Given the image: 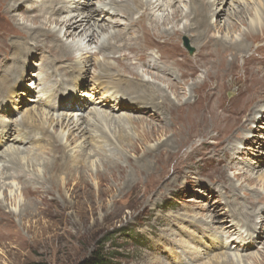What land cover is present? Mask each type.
<instances>
[{
    "label": "rangeland",
    "instance_id": "1",
    "mask_svg": "<svg viewBox=\"0 0 264 264\" xmlns=\"http://www.w3.org/2000/svg\"><path fill=\"white\" fill-rule=\"evenodd\" d=\"M85 1L88 2L87 3L89 5L88 11L91 13H93L92 11H94L96 8L101 10L103 4L107 3L104 0H85ZM128 1L129 0H117V2L120 3L122 7L118 4L115 13L121 14L122 16L121 22L123 24L124 23L128 24V22H130L131 20L122 12H131L130 13L131 17L133 16L134 19H137L139 17V14L143 13L141 12L142 11L141 5L136 6L129 3ZM142 1H143V6L145 5L144 7H147L146 4H149L150 1L155 2L156 0H142ZM180 1L182 2L176 5L177 7L176 9L175 7H172L164 11L157 10V13L156 11L153 12L154 19L157 18L156 20H159L158 25L157 23L154 22V20H152L153 18L152 16L144 15V17L146 16L145 17L147 19L146 22L148 23V26L150 28L148 27L146 30H144L145 32L143 30L135 31L134 33L140 31L142 32L136 33L137 36L135 34L133 38L129 37L132 33L128 34L127 31L128 29L125 30L126 33H124L122 37L119 36V33H121V31L123 32V29L125 27L124 25L115 26V24H112L109 25L108 28L104 26L107 24V22L103 21L102 19H99L97 21L98 23L96 22V24H98L99 26L102 25L104 27L103 30L99 29V27H96L97 30L99 31V35L101 34V36H99V40L97 38V40L94 43H92L93 47H95L97 45L99 46L101 43L104 42L106 44L110 40L115 42L114 45L116 44L115 46L117 48L119 46L122 47L126 45L131 46V44L133 43H138L141 49L144 51L148 50L149 48H152L155 44L160 46L162 43H167L168 51L172 53L174 52L175 49H177L180 55L178 57L174 56L172 59H170V61L168 60L167 56L164 57V62H163L164 65L163 64L160 65L163 67L161 73L164 72L165 69H171L176 76L173 77L171 75H167L164 73L162 74L157 72L155 73L154 66L151 65H149L150 69L146 68V70L148 71L146 70L144 71L145 68L142 67L140 63H138L136 66H138L137 71L140 74L141 73L142 74L136 75L135 73H132V71H134V65H132V61L122 63V64H130L131 66H123L116 59L114 58L109 59L111 57L109 55H106L104 58L103 54H101V52L98 51V49H94V51L91 52L90 55H88L92 60V64L88 66L90 67V69L88 68V72L85 73V71L87 70L86 69L87 66L85 67V63L82 61L81 64L83 65V67L80 65L82 53L80 51L79 52L77 51L74 53L73 55L74 57H72L74 62L73 65L76 66L77 70H80V68H84L83 73L85 77L83 78V81L81 80L79 81L83 85L79 90L80 93L71 94L70 92L72 90L71 87H69V84H71L70 86L74 87V85L76 84L79 78L78 73L74 77H69L65 75L63 71H60L57 73V75L52 74V77H50L51 80L49 79V85H48L50 89H45V87L42 85L43 82L40 80L45 78L46 76L45 73L48 71V73L51 74L52 71L46 68V64H44L42 60V58L45 57V54L41 53L36 56H32L29 57L28 59H25L24 61L25 81L24 83H22V85H18V87L16 88V92L19 91L22 92L21 93L22 97L20 96L19 104L15 106H11L12 111L8 112L10 114L8 119L4 118V116L3 117L0 116V120L10 121V122L12 121L14 123H21L23 121V116L26 114V109L28 107H29L28 109L30 110H32L33 105H36V107L39 108L42 107V105L38 102L42 98L44 99L45 97V99H47L49 97L51 101H54V99H58L59 102L61 101V99L67 100L68 97L72 100L78 101L83 99L85 102L88 101L86 109L82 112L79 111L78 113L75 114L73 113L75 116L72 119H75V121H77V119L81 117V114H83L82 116L88 117V120L92 121L93 113L95 112V110L102 109L101 111H103V108H99L98 106L92 105V103L89 102L91 100V97H95V96L100 98L103 97L102 89L95 88L97 87V84L93 83L95 81L92 79V76L94 74H99V73L102 74L103 73L102 67L104 64H106V62L111 63L107 65V69L109 71L111 70L110 72L112 73H116L117 71L118 74L124 77L121 78L124 81H136L137 78L143 76L146 80H150L153 84L161 86L160 87L161 91L165 92V94H168L173 101L180 104L190 99V97L192 98V100L200 98L198 93L193 91V89L196 88L195 86L203 87L200 91V95L202 96V94H205L206 88L208 86V83L206 81L207 77L219 79L221 76L227 74H232V73L235 75H240V73L241 75L244 74L243 66L245 62L242 56H240L237 60H235L236 59L235 55H231V53L229 52L226 54L227 64L225 67L219 68L218 66L216 65L213 66L211 64L203 65L197 74L191 76L190 73L194 69L196 61L203 60L204 54L196 52L195 47L190 46L191 39L188 37V35L180 36L176 34L179 33V31H181L184 28V25L190 23V21L187 19H183L181 22L178 21L179 19H175V17L177 14L190 13L191 18H193L194 12L198 7L197 3H202L206 5L209 4V2L212 0H199V1L196 0L197 3L194 2L192 3L191 0H185V1L180 0ZM224 1L226 2H223L222 5L219 4L216 5L217 11L218 12L220 11L221 13L220 17H217V15H215V17L212 18L211 20L212 23H215L218 20V25L219 24L222 25L223 29L210 28L209 30L205 31V33L202 35V39H200L201 36H197L199 35L198 32H192V35L196 41L195 43L200 44L201 42L207 39L220 40V38L230 42L234 40L238 41L239 39H244V41L250 42L252 40V37L255 38L260 35L259 39L253 42V47L250 51L251 55H253V58L251 59L250 63H247L246 67L249 72L247 73L248 76L245 75V77L249 78L250 79L249 81L253 80L258 90L264 89V73H261L259 69L260 67L264 70V34H263L264 23L260 24L262 26L256 28L257 30L253 33L254 35L253 36L252 34L248 33L250 20H251L250 15H245V14L241 15L238 13L237 17L233 16V12L238 11L243 7H246L251 11H254L256 9L255 6L256 0L255 1L224 0ZM127 2L129 6L124 5ZM161 2L164 3L163 0H161ZM53 8L54 7H49L47 9L53 12L54 11ZM103 8L107 9L108 7L105 6ZM37 13L38 12H33L32 15ZM18 14L19 16H17V20L20 21L21 24L25 23L29 27L41 25V23L46 20L44 17H40V19L33 21L25 18L24 15H21L19 12ZM117 20L118 17L113 19L114 22ZM233 23L234 24L237 23L238 24L237 27L233 28L232 27ZM49 25H51L52 28L55 27L53 22H49ZM0 27H6V25L0 24ZM174 31L176 33H174ZM255 34L257 36H255ZM112 35H114L116 38L111 39V37L109 36ZM14 38L13 39L10 38L9 41L15 42L16 40H18V37H14ZM68 42L73 44H78V43H87V40L84 41V37L82 36H77V37L73 36L69 38ZM30 43H34V42L30 41ZM173 45L175 46V49ZM186 45H189L190 49H192L193 51L187 48ZM90 48L91 47H88V49ZM124 48H118L120 54L125 53L126 50H124ZM4 51H5L4 48L0 46V52H4ZM183 53H185V56ZM153 55H154L153 56L154 59H159V55L157 53H154ZM47 56L50 59L53 60L56 59L55 56L52 55L51 53L50 54L48 53ZM1 57L2 55H0V72L2 71L3 68L1 63L3 62V60L1 59ZM71 59L68 60V62H70ZM122 60L125 61L124 58H122ZM189 60L191 63H189ZM159 61H162V58ZM230 63H232V66H229ZM58 65H66V64H58ZM185 66L188 67L186 68ZM158 74L162 76V79L156 77V75ZM176 77L178 79L181 78L186 81L182 82L181 88L174 90L172 85L175 84H173L172 82H174L173 80L177 79ZM256 77H258L259 80L258 82L256 81ZM53 80L55 82L58 81L60 85L65 84L63 86H60L61 92L63 93V95H60L62 96L61 98H58V96H53L54 91L52 90H54L55 89L54 87L56 86V85L54 87L52 86ZM37 85L39 86V88ZM210 86L215 88L217 87V83H213ZM237 89L238 88L230 89L227 92L228 98L234 97L237 94ZM155 91L156 90H154V92ZM27 92H31L32 94L26 95ZM132 93L136 95V93L134 92ZM139 94L141 95V93ZM201 99L202 98L198 100L199 102L194 108L190 106H182L185 111L181 113L176 123H175V119H173V121L168 120L167 124H164L165 127L162 126L161 124L162 122H159L157 119L152 118L150 112L148 113V115H146L145 113L144 114L140 113L139 115V112L135 113L134 111L127 108H126L127 110H122V111L119 110L120 112L118 111L111 113L109 111L110 117L113 114L114 117L115 118L117 117L118 119H119L118 116H121V118H123L124 116H130L131 118L129 120L128 118H125L124 120L120 119L122 124H125L121 127H118V125H116L111 129L108 128L105 130L106 136L109 139L108 143L105 142V139H101L99 137L100 132L95 131L94 129H92L93 127L89 126V130H91L89 131V133L93 134L94 136L97 135V138H99L100 142L96 145L95 144L93 145L90 142V139H88L89 136L92 135H90L87 132L86 134L85 133L79 134L78 135L79 137H77L78 139L76 138L77 143L73 144L72 146H69V143L67 142V136L69 130L66 129L64 131L63 129L61 130L59 128L57 130L51 128L50 130L54 134L61 137L63 144L64 145L67 144L68 146L67 151L69 153L71 154L77 153V151L80 150L79 146L82 145L81 157L82 159L83 157L84 158L86 157L85 161H87L86 163L88 164L89 167V170H87V172L92 187V189L89 190L87 194H91V196L89 197L87 195V198L89 197L87 199L85 191L82 190L78 191V194L80 195H78L79 197L76 198V200L80 201L83 204L82 210L81 211L79 210L80 211L79 214H77L78 212L76 211V209H72L71 207L69 208L70 210L69 209L66 210V213L67 212L69 213V214L67 213L69 215V220L65 224V227H67L68 229L67 231L68 233L63 234L62 231L60 230L63 227V225H60L61 228H59L57 222L49 223L51 222V220L49 219V217H45L43 218L41 225H36L35 228L37 231L43 230L45 232L44 235L33 236L32 233H28L23 226H20L19 229L25 237L24 240H18L14 238H5V239L0 238V264H80L83 261L90 259L95 254L97 255L101 254V256L104 257V259L106 260L107 264H146L144 261V258L146 257L152 258L153 260H155V262H159L158 264H171V263L176 264L171 261L172 255H174L175 253L178 254L184 253L188 256H192L193 258L198 257V260H195L194 262H192V264H205V263L207 264L210 261V259L213 258L215 252L212 253L213 254L212 256H204V254H202L204 251L203 248H205L204 245L209 244L208 243L209 238L207 239V237L203 236L200 225H198L196 220H202L200 217L202 215H200V213L206 214L205 208L209 207L210 209H213L215 207L218 210L221 209L220 211L223 213H225V211L229 209L227 208L228 207L227 201H229V199H226L227 195L223 187H221L220 181L222 182L227 181V178L225 176V171H226V167L228 169L230 166V160H228L229 157L225 158L224 155H221L224 158V161L219 165V167H215L216 156L214 155V151L209 150L210 153H208V148H206L203 145L194 147L192 149L194 152L192 151V156H190L189 158H188V154L191 150L192 147L191 145H194L198 143L200 140H204V139H208L211 141L212 139H214V141L223 139V137H225L227 129L228 131H232V129L230 127L225 128L226 125L225 117L223 116L220 117L215 107H208L209 109H207V110H211L210 115H212V118L214 117L213 124L211 126L208 124H200V125L196 124V126H193L188 130L185 129L186 127L184 126L185 124L184 116H189L190 118H196L200 116L203 111L206 110V108L203 107V105L201 106L203 102V100L201 101ZM161 105H165V104L161 103ZM135 107L137 110V106H134V108ZM186 108H190V111H186ZM52 112H54V115H56L55 117L63 113L62 111L60 112L52 111ZM166 112L167 115L172 114L169 109H167ZM35 113L38 114L37 116L38 118H36L37 122L38 123L43 122L40 116L41 111L40 110L37 112L35 111ZM174 117L176 118V116ZM142 119H145L144 125H138L136 122L137 121L142 122L141 121ZM124 121L125 123H123ZM116 122L118 123V121ZM97 124L99 126V123ZM254 125L257 124L254 123ZM259 125H261V123H259ZM165 128H167L166 135L164 134L159 135L158 132L162 131L163 129L165 131ZM148 129H151L153 132L157 131V133L154 132V134L156 133L157 135L155 136V138L144 140L142 137L144 130H148ZM44 134L46 135V133ZM121 134L126 135L127 138H131L133 140L143 141L142 143L136 142L138 144L139 150L134 153L131 143L130 144L128 142L120 143L119 136ZM169 137H177L178 144L176 149L175 148L173 150L169 149L172 152V154L166 170L163 167L158 166L157 169L154 170L153 175L152 174L146 175L145 171H143L142 169V166L135 165L134 163L131 164L129 162L127 164L126 162L127 157L131 158L130 162H132V160H135L138 163H141L142 157L145 156L144 155L145 150L160 146L161 143L164 142ZM5 144L7 146H4ZM9 144L10 143H6V142L0 143V159L2 161V162L0 161V201H2V203L4 202L3 205L6 211H12L15 214H17L15 219L17 223H19V214L22 212L24 206L29 201V198H27L26 195L24 194L23 190L25 186L22 184L23 182L21 181L22 179L21 176H16V173L13 170L9 169L11 168L10 164L8 163L9 158L7 156L4 157L3 155V152H6V150L9 149ZM41 144L43 146L46 145V147L44 148L40 147L42 149H39V147H36L35 144L15 146V147H20V150H24V151H29L31 149V153H24L23 154L24 156L21 155L23 156V161H24L23 163L25 165L23 170L26 173V175H28L31 178L29 182L33 181L36 178L43 179L45 173L42 164L46 163L47 161H51L53 159V156L50 155L48 152L47 147L49 148V146L47 142L44 143L42 141ZM99 145H101V148ZM133 146H135V144ZM241 146L252 148V145L249 144L243 145L242 143ZM112 155L122 156V158H116V159H118L119 162L125 165L124 167L126 168V175L125 177L119 179L115 178V180L114 179L110 180L111 184L115 187V189L113 190V192L109 193L108 196L106 195L101 196L100 200L102 199L103 201L100 202L99 200L98 202L96 198L97 196L96 187H98L96 185L97 183L96 174L98 171H103L105 169L104 159L106 158V156L112 157ZM242 155L240 156L239 160L235 161L234 163L235 165L232 166V169L229 168V171L227 173L228 176L232 179L233 185H236L239 188L242 196H244L245 193L249 194L250 196L253 193V190L259 193H264V183H262V181H260L258 177L260 172H258L257 174L256 169H255L256 171L255 170L252 171L253 173L249 170L246 171L248 164L251 165V163H255L257 160L264 157V149H262L261 152L257 151V152H253L250 155L248 154H242ZM35 156L38 159H34V161L39 166L33 168L31 166L32 165L31 160H33V157L36 158ZM191 163L192 164L197 163L198 165L202 163L203 164L202 172L198 173L193 168H190L189 164ZM144 167L145 166H143V168ZM175 167H179V168L175 171ZM2 171L4 172V174ZM239 171L240 174L238 173ZM6 172L7 173L9 172L8 175L11 173L12 176L9 177L6 174ZM249 174L253 177V178L251 177L253 181H249V179L246 178V176ZM127 176H130V180H127L126 178ZM167 178L168 180H166ZM215 180L217 182H214ZM70 193H71L70 191H64L63 196L66 201L65 203H68L70 204V206H73L74 201L71 198ZM6 194H8V198L6 197ZM57 197L60 200L61 195L57 193ZM62 201L63 200H61V202ZM230 205L232 206V204ZM80 214H83L84 217L81 218ZM223 216L224 215H222V217L221 216L218 217L219 221L216 222L217 226H223V225L226 226L231 223L230 222L231 219L228 216H224V217ZM254 217L251 218L253 219ZM207 218L208 217L205 216L203 219H207ZM207 220L210 219L208 218ZM256 220L257 223L259 222L261 223L262 221H263L262 224L264 223V220L262 219L260 220L256 219ZM191 222L193 224L196 222V225L198 227L193 225ZM237 226H238L237 229L235 227L233 231L236 230L238 231H236L234 235L231 237H227L226 235H218L226 242H228L227 248L224 249L223 251L222 250L219 251V253L229 252L231 256L235 254L239 255L245 253L244 251H241V249L240 250L235 249L236 245L231 246L232 244L228 240L233 237L238 238L239 234L241 239V236L243 235L245 229L244 227L241 226L240 223H238ZM259 226H261V224H259ZM262 229L264 231V224L262 226ZM162 239H168L169 243L166 244L165 241ZM259 241L260 240L257 239H255L254 241L255 243H257L255 244L256 245L255 250L253 248L248 249L250 250V252H252L251 254L252 256L245 258L248 264H255L253 258H257V257H260V259L263 258L264 239H262L260 243ZM156 247L159 248L157 249ZM240 261L241 259L238 258V262ZM190 263L191 262L185 261V264H190ZM240 263L243 264L244 262L242 261Z\"/></svg>",
    "mask_w": 264,
    "mask_h": 264
},
{
    "label": "bare ground",
    "instance_id": "2",
    "mask_svg": "<svg viewBox=\"0 0 264 264\" xmlns=\"http://www.w3.org/2000/svg\"><path fill=\"white\" fill-rule=\"evenodd\" d=\"M104 1H106L107 3L105 2L106 4H103V7L106 6L108 7L107 9L100 6L102 7V9L100 8L101 10L96 8L94 11H92L93 13H91L88 11L89 5L87 4L88 2L85 0H0V20H1L0 24L6 25V27H0V46L5 50L4 52H0V55H2L1 59L3 60V62H1L3 68L2 71L0 72V116L2 117L4 116V118L8 119L10 115L8 112L12 111L11 106H15L19 104V99L20 96L22 95L21 94L22 92L21 91L16 92V88L18 87V85H22V83H24L25 81L24 61L29 57L36 56L41 53L45 54V57L42 58L43 63L46 64V68H48V70L52 71L51 74H49L47 71L45 73L46 75L45 78L40 80L43 82L42 85L45 87V89H50L48 85H49V79L51 80L50 77H52V74L57 75L58 72L63 71L65 75L69 77H74L78 73L79 78L76 84L74 85V87L70 86L71 84H69V87H71L72 90L70 93L78 94L80 93L79 90L81 86H83L79 81L80 80L83 81V78L85 76L83 73L84 68H80V70H77L76 66L73 65L74 62L72 57H74L73 55L77 51L78 52L80 51L82 53L80 65L83 67V65L81 64L82 61L85 63V67L87 66L86 67L87 70L85 69L86 70L85 73L88 72V68L90 69V67L88 66L92 64V60L88 55H90V53L93 52L94 49H98V51H100L101 54H103L104 58L106 55H109L111 56L109 59L114 58L118 62H120L121 65L123 66H131L130 64H122V63L132 61V65H134V71H132V73H135L136 75L142 74V73L140 74L137 71L138 66L136 65L138 63H140V65L145 68L144 71L146 70V68L150 69L149 65H151L154 66L155 73L156 72L161 73L163 67L160 65L163 64L164 57L167 56L168 60L170 61V59H172L174 56L178 57L180 55L177 49H175L174 45H173L175 49L174 52L171 53L170 51H168L167 43H162L160 46L155 44L152 48H149L146 51L142 50L138 43H133L131 44V46H127V45L123 47L119 46L118 48L125 47L124 50L126 51L124 54L119 53L120 51L115 46L116 44L114 45L115 42L113 41L109 40V42H107L106 44L104 42L101 43L99 46L97 45L95 47H93L92 43H94L97 40V38L99 40V36H101V34L99 35V31L97 30L96 27H99V29L103 30L104 26L109 28V25L112 24H115V26L124 25L125 27L123 29V32L121 31V33H119V36L122 37V35L126 33L125 30L128 29L127 30L128 34L132 33L129 37L133 38L136 33L142 32L140 31L134 33L135 31H139V30L144 31L149 27L148 23L146 22L147 21V19L145 18L146 16L153 17L154 15L153 12L156 11L157 13V10L164 11L172 7H175L176 9L177 8L176 5L178 3H181L182 1L163 0L164 1L163 3L161 2V0H156L155 2L150 1L149 4L145 3L147 7H144L145 5L143 6L142 0H129L128 2L133 5L136 6L141 5V9H142L141 12L143 13H140L139 17L137 19H134L133 16L131 17L130 14L131 12H122L128 18H130L131 21L128 22V24L125 23L123 24L121 22V18H122L121 14L115 13L118 4L120 5V3L117 2V0H109V1L104 0ZM191 1L192 3L193 2L197 3L196 0H191ZM128 2L122 4H124L125 6H129ZM223 2L226 1L212 0L209 2V4L206 5L202 3H197L198 7L194 12L193 18H191L190 13L177 14L175 19H179L178 21L181 22L183 19H187L190 21V23L184 25V28L181 31H179V33H176L175 31L174 33L180 36L188 35V37L191 39L190 46L195 47L196 52L204 54L203 60L196 61L194 69L190 73L191 76L197 74L203 65L211 64L213 66L216 65L219 68L225 67L227 64L226 54L229 52L231 53V55H235L236 57L235 60H237L240 56H242L245 62L243 66L244 74L242 75L241 73L240 75H235L232 73V74L223 75L219 79L207 77L206 80L208 83V86L206 88L207 93L205 92V94H202V96L200 95V91L203 87L195 86L196 88H194L193 91L197 92L200 98H202L201 101L203 100V102L201 106L203 105V107H205L206 110L203 111L202 114L196 118H190L189 116H184L185 119L184 126L186 127L185 129L187 130L193 126H196V124L199 125L208 124L210 126L213 124L214 117L212 118V115H210L211 110H207L209 109L208 107H215L217 109L218 115L220 117L222 116L225 117V124H226L225 128L230 127L232 131H228L227 129L225 137H223V139L217 141H214V139H212V141L208 139H204V140H200L198 143L194 145H191L192 147L188 154V158L192 156V151H193L192 149L194 147L203 145L206 148H208V153H210V151L212 150L214 151V155L216 156L215 167H219V165L223 163L224 158L221 155H224L225 158L229 157L228 158V160H230L229 168L232 169V166L235 165L234 164L235 161L239 160L242 154L250 155L253 152H257V151L261 152L262 149H264V134H263L264 133V125H263L264 89L258 90L253 80L249 81L250 79L245 77V75L248 76L247 73L249 72L246 67L247 63H250L251 59L253 58V55H251L250 52L253 47V42L257 41L260 35L255 38L252 37V40L250 42L244 41V39H239L238 41L234 40L230 42L220 38V40L207 39L201 42L200 44L195 43L196 41L192 35V32H198L199 35L197 36H201L200 39H202V35L205 33V31L209 30L210 28L223 29L222 25L220 24L218 25V20L215 23L211 22L212 18H214L215 15H217V17H220L221 13L220 11L219 12L217 11L216 5L218 4L222 5ZM255 6L256 9L254 11H251L250 9L243 7L238 11L233 12V16L235 17H237L238 13L241 15L242 14L250 15L251 20H250L248 33L252 35L257 30L256 28L262 26L260 24L264 23V0H256ZM49 7H54L53 8L54 11L53 12L49 11V9H47ZM18 12L21 15H24L25 18L33 21L40 19V17H44L46 20L42 22L41 25L29 27L25 23L21 24L20 21L17 20V16H19ZM33 12H38V13L32 15ZM144 15L146 16L144 17ZM116 17H118V20L114 22L113 19ZM99 19H102L103 21L107 22V24L104 26L102 25L99 26L98 24H96V22ZM156 19H154V17L152 18V20H154V22L157 23L158 25L159 20ZM49 22H53L55 27L52 28V26L49 25ZM232 25H233L232 27L235 28L237 27L238 24L233 23ZM73 36L75 37L82 36L84 37V41L87 40V43H78V44L69 43L68 42L69 38ZM255 36L257 35L255 34ZM12 37L13 38L18 37V40H16L15 42H10L9 39L10 38L13 39ZM109 37H111V39L116 38L114 35ZM30 41H33L34 43H30ZM88 47L91 48L88 49ZM218 47L221 49H219ZM48 53L54 55L56 59L55 60L50 59L47 56ZM154 53H157L159 55V59L153 58ZM183 54L185 56V53ZM122 58H124L125 61L122 60ZM161 58L162 61H159L161 60ZM70 59L71 61L68 62V60ZM189 63H191L190 60ZM58 64H66V65H58ZM109 64L111 63L106 62V64H104L106 66L103 65L102 74L99 73V74H94L92 76V79L95 82L93 81L91 82L97 84V87L95 88L98 89L101 88L103 91V97L101 98L96 96L91 97V100L89 101L92 103V105L98 106L99 108H103V111H101L102 109L95 110V112L93 113L92 121L88 120V117L82 116L83 114H81V117L77 119V121H75V119H72L75 116L74 115L75 113H78L79 111L82 112L86 109L88 101L85 102L83 99L77 101V100H72L68 97L67 100L61 99V101L59 102L58 99H54V101H51L49 97L47 99H45V97L44 99L42 98L41 100L38 101L42 105V107L39 108L36 107V105H33L32 110L28 109L29 108L28 107L26 109V114L23 116V121L21 123H14L12 121L10 122V121L0 120V143L6 142L13 144V145L9 144V149H7L6 152H3V155L4 157L7 156L9 158L8 163L10 164L11 167L9 169L13 170L16 173V176H21L22 178L21 181L23 182L22 184L25 186L23 190L24 194L26 195L27 198H29V201L26 203L22 212L19 214V223H17L15 219L17 214H15L12 211H6L3 205L4 202L2 203V201H0V238L2 239L14 238L18 240H24L25 237L19 229L20 226H23L27 230V232L32 233L33 236L44 235L45 232L43 230L37 231L35 228L36 225H41L42 220L45 217H49V219L51 220V222L49 223L57 222L59 228H61L60 225H63V227L60 230L62 231L63 234L68 233L67 232L68 229L67 227H65V224L69 220V215H68L69 213L67 212L68 213L67 214L66 210L71 207L72 209H76V211L78 212L77 214H79V212L82 210L83 204L80 201L76 200V198L79 197L78 195H80L78 194V191L81 190L85 191L86 198L87 195L89 197L91 196V194H87L89 190L92 189V187L87 172V170H89V167L88 164L86 163L87 161H85L86 157L85 158L83 157V159L81 157L82 145L79 146L80 150H78L77 153L75 154L69 153L67 151L68 150L67 144L64 145L61 140V137L54 134L50 130L51 128L56 130L59 128L61 130L63 129L64 131L68 129L69 133L67 136V142L69 143V146H72L73 144L77 143V139H78L77 137H79L78 136L79 134L81 133L86 134L87 132L89 133V131H91L89 130V126L93 127L92 129H94L95 131L100 132L99 137L101 139H105V142L108 143L109 139L106 136L105 130L108 128L111 129L116 125H118V127H121L125 124H122L120 119L124 120L125 118H128L129 120L131 118L130 116H124L123 118H121V116H118L119 117L118 119L117 117L115 118L113 114L110 117L109 111L111 113H114V112H118L119 110L122 111V110L130 109L135 113L139 112V115L140 113L143 114L145 113L146 115H148V113L150 112L152 118L157 119L159 122H162L161 123L162 126L165 127L164 124H167L168 120L173 121V119H175V123H176L181 113L185 111L182 106H190L194 108L199 102L198 100H200V98L192 100V98L190 97V99L182 102L181 104L177 103L173 101L168 94H165V92L160 90L161 86L153 84L150 80H146L143 76L137 78L136 81H124L123 79H121L124 77L118 74L117 71L116 74L110 72L111 70L109 71L107 69V65ZM229 66H232V63H230ZM259 69L261 73H264V70L262 68L259 67ZM162 73L171 75L173 77L176 76L171 69H165V71ZM156 77L162 79V76L160 74L156 75ZM173 81L174 82L172 83L175 85H172V87L174 88V90H176L178 88H181L182 82L186 80L177 78ZM256 81L257 82L259 81L258 77H256ZM52 83H53L52 84L53 87L56 85L54 87L55 89L52 90L54 91L53 96H58V98H61L62 96L60 95H63V93L61 92L60 86H63L65 84L60 85L58 81L55 82L54 80L52 81ZM213 83H217V87L215 88L211 87L210 85ZM232 88H238L237 94L232 98H228L227 92ZM154 90L156 91L154 92ZM132 92L136 93V95L133 94ZM139 93H141V95ZM28 94H32V93L27 92L26 95ZM161 103H164L165 105H161ZM134 106H137V110L136 107L134 108ZM167 109L171 111L172 113L171 115L169 114L167 115L166 112ZM39 110L41 111L40 116L43 121L41 123H38L36 120V118H38L37 117L38 114L35 113V111L37 112ZM52 111H59V112L62 111L63 113L55 117L56 115H54V112ZM186 111H190V108H186ZM106 112H108L109 114ZM174 116H176V118ZM144 120L145 119H142L141 120L142 122L137 121L136 123L138 125H144ZM116 121H118V123ZM97 123H99L100 127L98 126ZM123 123H125V121ZM254 123L257 125H254ZM259 123H261V125H259ZM154 132L157 133V131ZM154 132L151 129L144 130L142 136L143 139L148 140L155 138L157 134L156 133L154 134ZM166 132H167V128H165V131L163 129L158 133L159 135H163V134L166 135ZM44 133H46V135ZM90 135L92 136H89L88 139H90V142L93 145L94 144L96 145L100 142L99 138H97V135L95 136L93 134ZM42 141L44 143L47 142L49 146V148L47 147L48 152L50 155L53 156V159L51 161H47L46 163L42 164L45 173L43 179L36 178L33 181L29 182L31 178L28 175H26V173L23 170L25 166L23 163L24 162L23 154L31 153V149L29 151H24V150H20V147H15V146L35 144L36 147L42 149L46 147V145L43 146L41 144ZM119 142L120 143L128 142L129 144L131 143L132 149L134 150L135 153L139 150L138 144L136 142L142 143L143 141L133 140L131 138H127L126 135L121 134L119 136ZM242 143L243 145L246 144L252 145V148L243 147L241 146ZM134 144L135 146H133ZM177 144H178L177 137H169L164 142H162L160 146L145 150L144 151L145 156L142 157L141 163H138L135 160H132V162H130L131 161L130 157L126 158L127 160L126 162L127 164L129 162L131 164L134 163L135 165L142 166V169L143 171H145L146 175H150V174L153 175L154 170H156L158 166H161L166 170L172 154L170 150H173L174 148L176 149ZM4 146L7 145L5 144ZM99 146L101 148V145ZM112 157L106 156V158L104 159L105 169L103 171H98L96 174L97 176L96 185L98 186L96 187L97 190L96 198L98 202L101 196H105V195L108 196L109 193L113 192V190L115 189V187L111 184L110 180L112 179L115 180V178L119 179L125 177L126 175V168L124 167L125 165H123L121 162L118 161V159H116V158H122V156L112 155ZM34 159H38V158L33 157V160H31V164H32L31 166L33 168L39 166L34 161ZM143 166L145 167L143 168ZM189 166L198 173L202 172V167H203L202 163H200L199 165L197 163L196 164L191 163L189 164ZM178 168L179 167H175V171ZM229 168L227 169L226 167V171H225V176L227 178V181L224 182L220 181L221 187H223L227 195L226 199H229V201H227V206H228L227 208L229 209L226 210L225 213H223L220 211L221 209L218 210L215 207L213 209H210L208 207L205 208L206 214L200 213V215H202L200 216L202 220H196L198 225H200L203 236L207 237V239L209 238L208 239L209 244L204 245L205 246V248H203L204 251L201 249L203 251L202 254H204V256H212L213 255L212 253L215 252L213 258H211L207 264H241L240 262L242 261L244 262L243 264H248L245 258L252 256L251 255L252 252H250V250L248 249L253 248L255 250L256 248L255 244H257L254 242L255 239L260 241L264 239V231L262 229L264 223L262 224L263 221L261 223L256 222L257 221L256 219L264 220L263 218L264 205H262L264 204V193H259L253 190V193L250 196L247 193H245V195L242 196L239 188L236 185H233L232 179L227 174ZM248 170L251 172L255 170L257 174L258 172H260L258 177L260 181L264 183V157L257 160L255 163H251V165L248 164L246 171ZM8 173L6 172L7 175ZM238 173L240 174V171ZM8 176L11 177L12 174L10 173ZM251 177L252 176L250 174L246 176V178H248L249 181H253ZM126 178L127 180H130V176H127ZM166 180H168V178ZM214 182L217 181L215 180ZM64 191L71 192L70 195L74 201L73 206H70V204L65 203L66 201L63 196ZM57 193L61 195L60 200L57 197ZM6 197L8 198V194H6ZM61 200L63 201L61 202ZM102 201L103 200L101 199L100 202ZM230 204H232V206ZM222 215L228 216L231 219L230 221L231 223L229 225L217 226L216 222L219 221L218 217L220 216L222 217ZM205 216H207L210 220H207L208 218L203 219ZM80 217L83 218L84 217L83 214H80ZM251 217L254 218L252 219ZM196 222L194 224L192 222L191 223L197 226ZM238 223H240L241 226L244 227L245 229L243 235L241 236V239L239 234V236L237 235L238 238L233 237L228 240L232 244L231 246L236 245L235 249H239V250L241 249V251H244L245 253L242 252L243 254H239V255L235 254L232 256L229 254V252L219 253V251L221 250L223 251L224 249L227 248L228 242H226L218 235H226L227 237L233 236L234 233L238 231V230L233 231L235 227L237 229ZM259 224H261V226H259ZM162 240H164L166 244L169 243L168 239H162ZM156 248L158 249L159 247ZM238 258L241 259L240 262H238ZM195 260H198V257L193 258L192 256H188L184 253L183 254L175 253L174 255H172L171 261L176 264H185V261L191 262L190 264H192V262H194ZM144 261L146 264L159 263V262H155V260H153L152 258H147V257L144 258ZM253 261L255 264H264V252L262 259H260V257H257V258H253Z\"/></svg>",
    "mask_w": 264,
    "mask_h": 264
},
{
    "label": "trees",
    "instance_id": "3",
    "mask_svg": "<svg viewBox=\"0 0 264 264\" xmlns=\"http://www.w3.org/2000/svg\"><path fill=\"white\" fill-rule=\"evenodd\" d=\"M80 264H107V262L101 254H95L90 259H87Z\"/></svg>",
    "mask_w": 264,
    "mask_h": 264
},
{
    "label": "water",
    "instance_id": "4",
    "mask_svg": "<svg viewBox=\"0 0 264 264\" xmlns=\"http://www.w3.org/2000/svg\"><path fill=\"white\" fill-rule=\"evenodd\" d=\"M192 51V50H191Z\"/></svg>",
    "mask_w": 264,
    "mask_h": 264
}]
</instances>
